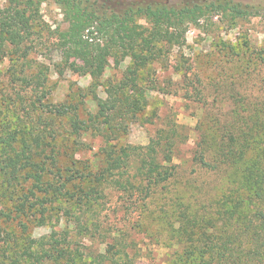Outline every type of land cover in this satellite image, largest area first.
<instances>
[{
  "label": "trees",
  "instance_id": "1",
  "mask_svg": "<svg viewBox=\"0 0 264 264\" xmlns=\"http://www.w3.org/2000/svg\"><path fill=\"white\" fill-rule=\"evenodd\" d=\"M26 5L28 9L23 11L0 9V57L6 43L18 45L26 39L20 31L29 29L32 15L26 16L25 11L33 4L27 0ZM212 11L228 12L233 19L245 14L229 1L178 11L152 6L137 11L128 8L102 18L73 9L68 15V27L58 33L57 40L63 60L80 61L77 72L91 79L88 93L95 110L84 116L83 100L56 105L47 101L48 79L43 71H14L13 76L26 87L31 86L35 96L26 110L27 116L43 110L64 118L68 133L75 140L89 133L100 137L103 146L93 170L87 171L85 166L64 171L54 168L57 153L53 146L49 150L43 146V133L22 129L27 116L0 134V200L4 203L0 214V264H131L129 252L119 238L104 254L82 262L76 250L63 246L64 239H56L55 234L48 239H32L28 235L31 223L46 225L52 215L68 210H76L71 211L75 222L84 220L88 227L104 198L105 187L128 198L135 197V201L151 200L158 189L162 191V201L166 202L159 207L161 219L176 248L169 264H264V104H253V110L230 112L223 122L202 130L193 163L198 175L217 181L214 190L219 193L213 200L202 199L200 189L173 192L177 168L166 164L160 153L174 154L186 139L182 127L171 124L158 130L139 153L119 140L128 122L135 120L147 104L142 90L137 93L136 102L124 95L129 85L138 91L134 76L147 65V60L155 57L152 53L143 55V45L155 42L181 46L186 21L196 24L204 13ZM138 12L164 17L166 21L144 37L132 19ZM138 39L142 40L140 50ZM114 51H119L120 58L133 61V67L127 70L131 78L123 83L103 84L105 97L100 98L96 91L102 86L100 81L109 60L118 61ZM85 96L79 95L82 99Z\"/></svg>",
  "mask_w": 264,
  "mask_h": 264
},
{
  "label": "rangeland",
  "instance_id": "2",
  "mask_svg": "<svg viewBox=\"0 0 264 264\" xmlns=\"http://www.w3.org/2000/svg\"><path fill=\"white\" fill-rule=\"evenodd\" d=\"M26 1L0 0V9L27 10ZM30 1L32 8L25 11L26 16L32 15L29 29L20 31L26 39L18 45L6 43L2 48L0 134L13 127L10 124H17L22 116L28 115L26 110L35 99L31 86L26 87L13 76L14 71L21 68L28 69L27 74L45 73L50 104L83 100L82 116L95 110L88 93L90 77L77 72L80 61L63 60L57 40L58 33L68 27L70 12L75 8L82 12L86 0ZM217 1H229L245 14L233 19L228 12H206L196 24L186 21L183 45L155 42L143 45L142 54L148 56L152 53L155 57L147 60V65L134 76L138 91L129 85L124 95L136 102L137 93L142 90L147 104L135 120L128 122L119 137L121 144L139 153L158 130L167 129L171 124L182 127L186 136L184 142L176 147L174 154L160 153V156L166 164L177 168L178 180L173 184V192L182 194L187 189L194 192L200 189L201 198L205 200L215 199L219 192L214 190L217 181L198 175L197 165L193 163L202 130L213 123L223 122L230 112L253 110V104L256 107L264 104V0H100V9L94 13L102 18L111 13H123L128 8L137 11L146 6L178 11ZM132 19L144 37L154 33L166 21L164 17H149L145 12H138ZM141 42L137 40L139 50L142 49ZM118 52L114 51L118 61L111 58L101 78L102 86L96 91L100 98L105 97L103 84L123 83L131 78L127 70L133 67V61L129 57L120 58ZM79 95L86 96L82 99ZM22 125L25 131L35 129L42 132L41 141L47 150L49 146L54 147L57 153L55 169L74 171V168L80 170L88 166V171L98 165L99 151L103 146L101 138L88 133L75 140L68 133L66 119L41 110L27 116ZM157 191L151 200L135 201V197L128 198L105 187L104 198L96 215L89 219L88 227L84 220L76 223L71 216L72 210H68V213L59 212L62 215H52L46 225L31 223L28 235L32 239H48L55 234L56 239H64L63 246L67 244L76 250L82 262L104 254L119 238L125 251L129 252L131 264H169V257L176 248L159 210L166 201H162V191ZM3 205L0 200V214L4 212Z\"/></svg>",
  "mask_w": 264,
  "mask_h": 264
},
{
  "label": "flooded vegetation",
  "instance_id": "3",
  "mask_svg": "<svg viewBox=\"0 0 264 264\" xmlns=\"http://www.w3.org/2000/svg\"><path fill=\"white\" fill-rule=\"evenodd\" d=\"M100 0H86L85 1V5L82 9V12L84 13H89V12H93V13H96L99 11L100 9ZM205 1V0H203Z\"/></svg>",
  "mask_w": 264,
  "mask_h": 264
}]
</instances>
